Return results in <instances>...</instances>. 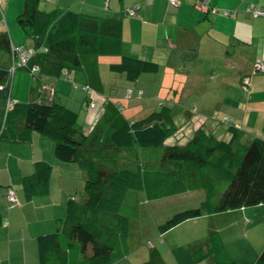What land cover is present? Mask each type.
<instances>
[{
	"label": "crops",
	"instance_id": "0c3cea01",
	"mask_svg": "<svg viewBox=\"0 0 264 264\" xmlns=\"http://www.w3.org/2000/svg\"><path fill=\"white\" fill-rule=\"evenodd\" d=\"M203 2L207 5L197 8ZM0 3H5L6 10L14 13L20 12L24 5L23 0H0ZM103 6V0H40L38 9L44 12L60 9L84 17L121 18L122 54L152 62L158 71L141 74L133 83L109 70L111 64L119 63L120 57L101 56L98 58L99 84H88L86 69L66 71L59 77L44 80L39 91H32L34 86H31L29 102L64 106L76 115V123L84 134L90 133L110 103L118 106L129 122L144 119L161 106L168 107L176 134L182 136L178 146L187 144L198 129L228 142L232 138L231 127L242 133L241 144L253 139L264 142V72H253L255 59L264 60V18H254L246 11L251 6L264 9V0H109L108 12ZM134 6L138 7L135 16L124 15V10ZM15 20L13 14L6 17L12 46L32 47V40L17 28ZM104 58L107 72L100 63ZM67 74L77 83L96 86V91L91 95L81 88V92L74 84L71 89ZM138 86H159L161 91L169 86V92L163 100L155 99L154 105L152 98H142L145 93ZM127 91L135 96L132 104L126 100ZM91 103L94 109L97 107L96 112L87 111L81 116L77 110H82L84 105L90 107ZM224 118L228 120L222 122ZM54 146L52 140L35 132L24 143L0 144V264H39L37 238L56 231L58 221L65 217L69 198L78 203L85 201V172L78 164L58 161ZM38 162L52 167L48 191L27 199L21 180L34 172ZM7 187L14 191L17 205L9 204ZM193 192L196 191L182 193ZM199 192L203 193V202L205 192ZM137 195H141L135 196L138 204L142 200L150 203L166 199L147 201L144 194ZM174 214L161 213L150 230L141 228L145 233L152 231L153 236L147 240L153 243H148L150 246L146 243L148 253L141 252L142 256H135L129 264L148 261L150 248L156 249L165 264H192L185 256L176 259L174 251L205 249L207 236L213 232L219 234L227 258L234 264H255L264 249V205L204 215L160 233L158 227ZM185 225L193 226L195 234L183 240L179 229ZM156 240L160 241L159 247L153 245ZM133 254L127 250L112 264H128L123 258ZM193 264L217 263L207 255Z\"/></svg>",
	"mask_w": 264,
	"mask_h": 264
},
{
	"label": "trees",
	"instance_id": "16d2710c",
	"mask_svg": "<svg viewBox=\"0 0 264 264\" xmlns=\"http://www.w3.org/2000/svg\"><path fill=\"white\" fill-rule=\"evenodd\" d=\"M39 2L25 0L24 11L17 18L24 36L33 42L34 55L25 68L37 84L32 91L41 90L45 77L80 69H86L88 84H99L101 56L120 57L109 70L133 83L141 74L158 71L152 62L122 54L121 18L84 17L60 9L44 12L38 9ZM126 10L124 15L130 17ZM13 49L9 36H1L0 144L24 143L35 132L54 142L58 161L78 164L86 174L85 201L69 198L56 231L37 238L39 264H112L128 250L130 221L138 219L136 198L133 211L125 208L139 193L153 201L182 192H205L197 208L172 215L158 227L160 233L204 215L264 205L263 141L241 144L242 133L232 127L228 142L198 129L184 146L164 147L177 131L168 107L129 122L121 109L110 103L90 133L84 134L76 115L60 104L12 101ZM70 81L86 92L96 91V86L77 83L71 77ZM51 169L48 163L38 162L34 172L22 178L21 189L27 199L47 193ZM207 255L217 264H234L216 232L207 236L205 249L174 251L176 259L185 256L192 264ZM142 264L165 263L156 249L150 248L149 259ZM255 264H264V249Z\"/></svg>",
	"mask_w": 264,
	"mask_h": 264
},
{
	"label": "rangeland",
	"instance_id": "374dc122",
	"mask_svg": "<svg viewBox=\"0 0 264 264\" xmlns=\"http://www.w3.org/2000/svg\"><path fill=\"white\" fill-rule=\"evenodd\" d=\"M12 1H18V0H12ZM47 1H50V0H47ZM23 3H24V0H23ZM103 3H104L103 10L108 12L110 9L109 10L106 9L105 2L103 1ZM41 5H43V3ZM23 7L24 5L22 6V10L24 9ZM22 10L17 13L16 12L14 13V11L11 9L7 11L6 4L0 3V34H2V36L10 35L8 34V28H7L8 26L6 24V17H9L12 14L15 16V19H16L15 24L17 28L18 29L20 28L17 22V17H18L17 15L21 14ZM49 11H52V9L48 10V12ZM106 62H107V59L105 58L100 62L102 63L103 70H105V72H107V68L104 69V65ZM253 72H254V68H253ZM113 76H116V75H113ZM48 78L49 77L43 78L42 82H44V80H47ZM64 80L68 81L67 78H65ZM35 85L37 84H36V81L33 79L32 72H29L25 69L15 70L13 74L11 73V80H10L12 101H14L15 103H20V104L28 103L30 100V87L35 86ZM69 86L71 89H74L75 85L73 86V83H70ZM164 87L165 88H163V90L161 91L159 86H138V88L142 89L145 93V96H143L142 98L144 100H148L149 98H152V103L154 105L156 104L155 99L163 100L164 99L163 97H167V92H169L167 90V87L169 88V86H164ZM206 88L210 89L213 87L206 86ZM110 90H112V86ZM79 91L83 92L81 87L79 88ZM134 98L135 96L133 97L132 95L131 98L129 99L126 97V100L127 102H131L132 104L134 102ZM96 108L94 109V108H90L88 105H84L82 110L81 108H79V110L77 111L81 116H83L84 115L83 113L84 112L86 113L87 111H89V113L96 112L97 110ZM226 120L228 119L224 118L222 122H226ZM181 141H182V136L175 133L174 135H172L166 140L164 147L180 145ZM202 194L203 193L202 192L200 193L199 191H196L193 193H182V194H179L178 196L166 198L163 200H157L155 202H150V203H146L145 200H142V202L138 204V208H137L138 219L131 220L130 225H129V237L127 239V249L130 252L132 251V253L134 254L130 257H124L123 260H127L129 264L130 261L135 256L141 257L142 256L140 254L141 252L145 251L146 253H148V249H149L148 243H153V242H151L150 240L148 241L147 239L151 238L153 236V233L152 231L149 233L143 232L141 229L142 227L145 229L149 228L150 230L151 225L157 221L154 219H158L159 217H161L160 216L161 213H163V215H168L171 213H178V212L184 211L187 208H197L203 199ZM136 196H141V195H136ZM134 200H135V197H133V199L130 201L128 207L125 208L127 212H131L134 210V207H135L133 205ZM185 228H188V229L185 230ZM193 229H194L193 226L191 227L190 225H187V226L185 225V227H182V229H179L181 230L182 235H184L183 240L195 234L193 232L194 231ZM154 242L155 244L153 245H156L157 247H159L160 241L156 240Z\"/></svg>",
	"mask_w": 264,
	"mask_h": 264
},
{
	"label": "built area",
	"instance_id": "2783aa9c",
	"mask_svg": "<svg viewBox=\"0 0 264 264\" xmlns=\"http://www.w3.org/2000/svg\"><path fill=\"white\" fill-rule=\"evenodd\" d=\"M103 1L105 2V8L107 9L109 0H103ZM171 3L174 6H178L177 2L171 1ZM206 5H207L206 2L198 4V6H200L202 8H204ZM137 9H138V7L134 6L133 8L126 10L127 15L130 17L135 16ZM246 11H247V13L251 14L252 17H254V18H264V9H261L257 6H251V7L247 8ZM12 53L14 55V58L12 61V70L27 68L29 65L30 59L34 55L33 48H31V47H19V48L17 47V48L13 49ZM253 68H254V73L264 72V60H262L260 58H256L254 61ZM244 85H246V87H247V85H248L247 79L244 80ZM90 93L93 95L92 91H89V94ZM131 95H132L131 91H127L126 97L130 98ZM93 107H94V104L91 103L90 108H93ZM7 200H8L10 205L14 206V205L18 204L16 195L12 189H9L7 192Z\"/></svg>",
	"mask_w": 264,
	"mask_h": 264
}]
</instances>
